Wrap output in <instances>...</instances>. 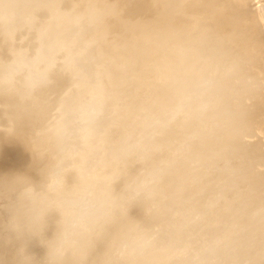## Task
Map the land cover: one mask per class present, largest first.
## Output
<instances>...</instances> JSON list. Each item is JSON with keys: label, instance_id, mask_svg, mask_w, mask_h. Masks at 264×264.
Segmentation results:
<instances>
[{"label": "rangeland", "instance_id": "obj_1", "mask_svg": "<svg viewBox=\"0 0 264 264\" xmlns=\"http://www.w3.org/2000/svg\"><path fill=\"white\" fill-rule=\"evenodd\" d=\"M143 1L148 3L140 8L131 0H78L86 15L96 12L100 16L99 22L104 24L117 21L126 14L136 21L143 16L155 18L157 26L153 39H150L153 43L147 70L142 75L137 118L131 116L129 110H117L120 104L114 107L109 102L107 104L113 96L92 98L98 100V105L92 108L97 102H89L91 108H102L100 111L106 114L101 112L95 117L93 113L99 110H93L90 119L101 117L96 121L103 126L100 134L93 136L94 140L84 137L82 143L88 137L85 150L82 147L79 149L80 141L76 146H67L68 150L74 151L69 162L92 179L102 182L117 162L123 164L125 161L122 145L127 127L135 119V138L132 148H129L131 155L127 171L133 177L148 178L153 193V212L150 216L146 217L140 207L131 211L151 237L148 253L136 264H264V150L261 149H264L261 142H264V115L258 110L260 105L254 106L264 94V78H261L264 76V36L259 35L264 33V2L164 0L161 4L158 0ZM5 2L8 5L2 3L5 5L3 10L10 13L5 17L6 21L11 16V21L20 18L17 20L19 23H30L32 17L29 14L38 11L41 15L39 20L45 26L40 27L38 33L30 32L31 41L28 42L18 36L12 43L15 33L11 35L14 28L12 23L9 25L10 20L6 32L3 31L8 33V38L4 39L0 33V179L24 175L38 181L39 170L46 161L37 160L35 152L50 150L49 138L54 142L64 138L66 144L63 142V145H69L70 138L76 135L80 138L84 132L91 134L92 128L99 123H95L94 119L93 125L89 117L86 120V114L90 113L88 110H92L90 107L85 116L80 112L79 121L73 123L66 122L62 113L73 101L75 93L71 91L74 75L72 71L64 70V55L59 51L60 47L66 46L65 42L63 44V33L61 39L57 37L59 24L65 20L64 15H60L62 2L56 1L54 7L58 13L50 15L46 11L41 12L48 5L39 0ZM130 18L123 22L121 30L132 28L133 20L128 22ZM108 32H103L101 37L105 38ZM240 33L247 34L242 38L241 49L235 44L240 40L236 38L241 36ZM141 36L144 39V33ZM246 48L250 52L244 58L239 53ZM55 53L58 56L56 59ZM35 57L42 65L39 68ZM234 60H238V66L232 70L230 66ZM47 68L52 69L53 81ZM99 71L95 78L101 86L104 72ZM99 74L102 76L100 79L97 77ZM48 79L51 80L48 82ZM258 80L263 87L261 90L258 89L261 88ZM36 82L41 85L38 87ZM109 85L105 83L101 89L107 91ZM133 85L132 80L125 76L116 93L124 95ZM68 89L72 93L70 101L67 100ZM249 100L254 103L248 109L246 103ZM247 109H251V114L246 116V127L237 128L242 124L237 119L246 115ZM107 114L111 116L109 119L104 117ZM80 120L82 124L85 120L88 123L81 127ZM75 122V131L68 134ZM62 127V131L57 130ZM247 129L251 134L247 133ZM79 130L85 131L80 134ZM73 133L74 137H71ZM18 135L21 136L16 137ZM13 136L19 139L14 141ZM73 140L75 144L77 139ZM143 142L151 144L154 149L150 151L147 145L141 147ZM87 145L99 151L94 153V150H89L91 147L87 149ZM163 145L162 150L158 149ZM31 146L36 147V151ZM135 146L137 149H134ZM149 163L161 166L162 178L155 177L158 175L156 170L143 171ZM169 164L173 165L171 169L167 168ZM153 165L147 167L152 168ZM213 202L218 206L222 204V207L210 209ZM222 202L226 203V207ZM203 207H206V212L197 218L196 214ZM217 208H220L217 213L212 212ZM7 216V212L0 209V264H17L19 243L15 240L7 242L3 238L6 233H3L2 225ZM217 218V222L213 223ZM54 227L55 217L50 221L49 237ZM212 243L218 246L204 252L205 244ZM224 248H229V251L225 252ZM28 252L40 261L45 249L37 241H32Z\"/></svg>", "mask_w": 264, "mask_h": 264}, {"label": "clouds", "instance_id": "obj_2", "mask_svg": "<svg viewBox=\"0 0 264 264\" xmlns=\"http://www.w3.org/2000/svg\"><path fill=\"white\" fill-rule=\"evenodd\" d=\"M49 143L50 150L35 153L46 161L38 181L24 175L0 179V209L8 214L3 238L19 243L17 264H136L151 237L131 211L140 207L146 217L152 214L151 181L131 176L120 162L96 181L69 163L73 151L51 138ZM32 241L45 249L40 261L28 252Z\"/></svg>", "mask_w": 264, "mask_h": 264}, {"label": "bare ground", "instance_id": "obj_3", "mask_svg": "<svg viewBox=\"0 0 264 264\" xmlns=\"http://www.w3.org/2000/svg\"><path fill=\"white\" fill-rule=\"evenodd\" d=\"M1 1H0V4H1V6H0V33H2V35L4 36V39L8 38V35H7L8 33H5V32H6V27L9 24V20H10V24L9 25H11V23H12L11 27L14 28L13 29L14 32L11 33V30H10V33H11V35L15 33L14 36L12 35V38H13L12 43L13 42H16V40L18 39L17 38L18 36H22V39L25 38V40L27 42L28 41H31L29 39V33L30 32H31L30 34H32V33H38V31H40V27L43 28L45 26L44 23L42 21H40L41 20V15H40V13L38 11L35 12V13H33L32 15L29 14V16L32 17L31 19H29L30 21L32 20V22H30V23H26V24H23L22 22L19 23L17 20L20 19V18H16V16H14L15 14L13 16H14V19L16 18L15 19L16 21H11V19H12L11 16H10L11 19L9 18V19H7L8 21H6L5 20V17H8L10 13L9 14L5 13V11L3 9H4V7H5L6 4L8 5V3H6L5 0H3L2 3H4L5 4L4 5V4L1 3ZM39 1H40V3H43L44 5L47 3L48 7L45 6L41 12L46 11V12L49 13V15L52 14L53 12L54 13H58V11L55 9L54 5H55L56 1L62 2L61 3L62 5L60 6V8H62L63 11H60V15H62V16L64 15L63 16L64 19L67 20V21L63 20V21H65L64 22V25H62L63 21L59 24L58 33H57V37L59 36L60 39H61L62 33H63V44L65 42V45H66V46H62V47L59 48V51L64 55V70L65 71H68V72L70 70V71H72V73L74 75L73 76L74 79L71 81V83H72L71 91H74L75 92L73 94V98L74 99L71 102V104L67 106V109H65L64 112H62L65 115V121L66 122L73 123L75 120H78L77 118L80 119V116L78 117V115L79 114L81 115L82 113L84 115L87 112L88 108L89 107L91 108V105H89V102L91 103L92 101H96L94 99L91 100L92 98H94V97L104 98V97H110V96L111 97L113 96V97L110 98L106 102L107 104L109 102V104H113L112 105L113 107L114 106H117V104H120V106H118L119 108L117 110H121V111L129 110L128 113L131 116L134 115V117L137 118V116H138V112L137 111L139 109V104L141 102V97H140V93L141 92L139 91V89H140V86H141V84L143 82L142 75L147 70V63H148L149 55H150V52H151V46H152V43H153V41H151L150 39L151 38L153 39V36L155 34V30H156V26H157L156 19L155 18L151 19V18H148L146 16H143L141 18V20L139 19V20L136 21V20H133L132 18H130V16H127L126 14H123L119 20L114 21L112 23L109 22V23H105L104 24V23L99 22V20H100L99 17L100 16H98L96 12L92 13V15H90V16L86 15L84 13V9L82 8V6L78 2V0H39ZM158 2L162 4V2H164V0H158ZM263 2H264V0H263ZM131 3H136V4H138L140 6V8H142V7H144V6L147 5L148 1L144 2L143 0H131ZM262 4L264 6V3H262ZM3 5H4V7H3ZM258 6H260V5H258ZM260 9H261V7H260ZM262 12H260V13H262ZM12 13H14V12H12ZM95 13H96V15H95ZM57 16H58V14H57ZM128 18H130L128 22H131L133 20V23L131 22L132 23V28L129 29V30L127 29V31H125L124 28H123V30H121L120 27H123V25H122L123 22L127 21ZM246 18H247V16H246ZM96 19H98V20H96ZM248 19H249V17H248ZM263 19H264V16H262V20ZM251 20H253V19H251ZM21 21H23V20L21 19ZM50 21H51V19H50ZM48 23H49V21H48ZM248 23H250V22H248ZM251 26H252V24H251ZM232 27L234 28V27H237V26H232ZM255 27H257V26L255 25ZM48 28L49 27H47V29ZM250 29L251 28H249V30ZM252 29H253L252 31H254V28H252ZM3 31H5V32H3ZM105 31H109L108 34H107V36L105 38L104 37H101V34L103 32H105ZM143 33L145 35L144 39L141 36ZM254 33L256 34L255 31H254ZM260 34H262L261 36H264L263 35L264 33L260 32L259 35ZM240 35L241 36L236 37V38H240V40L239 41H236L235 44L240 45V49H241V45L243 43L242 38L244 39L247 36V34H243L242 35V33H240ZM57 37H56V39H57ZM85 38L86 39L89 38L88 41L87 40H84ZM45 39H46V37H45ZM141 41H142V44H141ZM10 43H9V45H10ZM46 44H47V42H46ZM13 45H15V47H16V44H13ZM13 45H12V47H13ZM2 49H3V47H1V51H2ZM246 49H248V48H246ZM246 49H244L242 51V53H239V55L242 54L241 56L244 57V58H245V56L249 55L250 49H248V50H246ZM4 51L5 50H3V52ZM237 51H239V50H237ZM3 52H1L2 55H3ZM5 52H4V54H5ZM11 52H12V49H11ZM8 55H7V57H8ZM34 55L36 56V54H34ZM36 57H35V60L38 59V58L36 59ZM54 57H55V59L58 58L57 53L54 54ZM236 59L239 60L238 57ZM238 60H234V63L232 62V65L230 66V68L232 70H234V69L237 68V66H238ZM36 63H37L36 65L38 66L37 68H39V67L42 66L39 59L37 60ZM99 70H102V73L104 72L103 79H102L103 82H102L101 86L102 85H105V83L108 84V85L110 84L108 86L109 90H107V91H105L104 89H101L102 87L100 86V84H97L100 81L97 78H95V74L98 73V72H100ZM47 71H48L47 73H49V76H50V78L53 81L52 69H48L47 68ZM125 76H128L132 80V82L134 83V85H133V88H131V90L128 93H125L124 95L123 94L122 95H119L118 93H116L117 92V87L123 81V78ZM97 77L100 79L102 76L99 74ZM261 78H264V76H261ZM51 79H48V82ZM52 81L50 83H52ZM263 81H264V79H263ZM40 82L44 83V81H40ZM257 83H258V86H261V88H258V89L261 90L263 88L261 82L258 80ZM36 85L39 87L41 85V83H37L36 82ZM43 86H45V85H43ZM46 86H48V85H46ZM263 86H264V84H263ZM246 90H248V89H246ZM71 91L68 89L67 90V93H66L68 95L67 96V100L68 101H70V98L72 97ZM105 92H107V95L105 94ZM101 93L103 95H101ZM263 93H264V91H263ZM96 99H98V98H96ZM119 99H121V100H119ZM104 100H106V99H104ZM101 102H103V100ZM252 103H254V101H250V100L248 101V103H246V106H248V109H249V107H251V105H253ZM97 105H98V102H97V104L95 103V107L93 106L92 108H96ZM255 105H260V108L257 106L259 108L258 110H261L260 111L261 114L264 115V94L261 95L259 97V99H257L256 103H254V106ZM101 106L102 105H99V107H101ZM115 108H114V110H116ZM101 109L102 108H100V110ZM103 109L105 110L104 107H103ZM93 110L94 109L88 110L90 113L89 114L88 113L86 114V120L87 121L90 119V116L89 115H91V112L93 113L94 111L99 110V109L97 108L96 110H94V111ZM100 110L98 111V113H93L95 115V117H96V114H97V116H100L98 114H101V112H103V111H100ZM250 111H251V109L248 110V113L246 115H244V116H241L240 115L239 116V118L237 119V122L240 119L242 121V124L240 125L238 123L239 125H238L237 128H240L241 126L246 127L245 126L246 121H247L246 116H249V114H251ZM80 112H82V113H80ZM103 113H105V112H103ZM57 114H59V113H57ZM93 114L91 116H93ZM243 114H245V112ZM112 115H114V114H112ZM88 117H89V119H88ZM104 117H106V119H109L111 116L107 114ZM263 117L264 116H262V118ZM100 118H93V120H92V117H91L90 120H92V123H93L94 119H95V121H94L95 123H99V124H95L96 128H92L91 134H88L87 133L88 135H86V132H84L85 130L84 131L79 130L80 131V134L82 132L85 133V134L82 133L81 136H80V138L77 137V135L74 137V134L76 132L72 134L71 137H74L75 140L77 139L76 140L77 142L75 141V144H74V140H73L74 138H72V139L70 138V141H73V142H70L69 141V145H65V146L63 145V142L64 143L66 142V141H64V138L59 143L63 147H65V148H67V146H69V148H70L71 144L74 145V146H76L77 145L76 143H79V141L81 142L84 139L85 136H88L90 138L92 137V140H94L93 139V136L94 135H96V136L99 135L100 134V131H101L100 129L103 126V124H101L99 121L98 122L96 121V119H100ZM86 120L84 121L85 124L88 123V122H86ZM134 122H135V119L127 127L126 137H125L124 142H123V145H122L123 146V149H124V152H125L124 155L126 157L125 161L123 162V165H126L127 170H128V167H129V159H128L129 155H126V154L127 153H131V152H129V150L133 146V139L135 138L134 137V131H133V129H134ZM80 123H81L80 126L81 125L85 126V124H82L83 122H81V120H80ZM89 123H91V122H89ZM78 124H79V122H78ZM78 124H77V126H78ZM93 125H94V123H93ZM75 126H76V122H75L74 126H72V128L70 127V130H69L70 132L68 131L69 132L68 134H71V132L75 131V128H73ZM81 127H80V129H81ZM91 127H89V128H91ZM76 128H79V127H76ZM63 129H64V127H62L61 129L57 128L58 131H62ZM262 129H263V127H262ZM2 130L4 131V129H2ZM246 131H248V129ZM6 132L8 133V131H6ZM2 133H4V132H2ZM247 133H249V131ZM260 133H261V129H260ZM68 134H67V136H69ZM249 134H251V133H249ZM253 134L254 133H252V136H253ZM12 135H13V133H12ZM15 135H17V134H15ZM261 135H262V133H261ZM261 135H259V136H261ZM20 136L18 135L16 137H20ZM67 136H66L65 140L67 139ZM259 136H258V138H259ZM25 137H27V136H25ZM28 137H30V133L28 134ZM88 137H86V141L84 143L81 142L83 145L81 144L79 146V144H78L79 149H81L80 147H82V150H85L83 148L86 147L85 145L88 142ZM151 137L152 136L150 135L149 136V139ZM245 137L246 136H244V138ZM263 137H262V139H264ZM255 138H257L256 135H255ZM16 139L18 140L19 138H16ZM16 139L14 137L13 140L15 141ZM4 140H6V139H4ZM28 140H29V138H28ZM104 140L106 141V139H104ZM9 141L11 142V139H9ZM259 141H261V140H259ZM261 142H262V145H263L264 142L263 141H261ZM89 143H90V141H89ZM30 144H32V143H30ZM30 144H28V146H30ZM33 145H35L34 142H33ZM102 145H104V144H102ZM145 145H147V147L150 148L149 149L150 151L154 149V147L151 144L148 145L147 142L141 143L140 146L141 147H146ZM254 145H257V144H254ZM259 145H260V142H259ZM19 147H20V145H19ZM31 147H33V146H31ZM31 147H29L28 149H30ZM89 147H91V146H88L87 145V149H89ZM136 147L137 146H135L134 149H137ZM250 147H251V145H250ZM163 148H164V145L163 146H160L158 149L162 150ZM261 149L264 150L263 148H261ZM89 150H94V153L99 151V149L97 150V148H95L93 146ZM34 151H36V149ZM138 152H139V150H138ZM107 154H108V152H107ZM70 158H71V156H70ZM102 160L105 161L104 159H102ZM149 164L150 165H153L151 163H149ZM149 164H146V167L143 169V171L145 169L154 170V171L156 170V171H158V175L155 176V177L162 178L161 176H162L163 171H162L161 166H159V165L158 166L153 165L152 168H149V167H147V165H149ZM42 165H43V163H42ZM10 166H12V165H10ZM171 166H173V165L169 164V165H167V168H170L171 169ZM215 203L216 202L211 203L210 204V207L211 208L210 207L209 208L212 209V208L217 207L218 205H216V204H218V203H216V204ZM222 203H225V202H222ZM204 205L206 206V203ZM221 205L222 204H219L218 207H222ZM228 205H229V203H228ZM224 207H226V203H225V206ZM218 209H220V208L214 209L212 212L215 211L217 213L218 212ZM205 212H206V207H203V209L201 210V212H199V213L196 214L197 215V218L200 217L201 215L203 216V213H205ZM217 220H218V218L216 220L214 219V222L213 223L217 222ZM169 225L172 226L171 223H169ZM173 225H174V223H173ZM216 246H218V244H216V243L215 244H213V243L212 244H205V246H204L205 247L204 248V252L211 251L210 249L215 248ZM224 250H225V252H228L229 251V248L227 250H226V248H224Z\"/></svg>", "mask_w": 264, "mask_h": 264}]
</instances>
